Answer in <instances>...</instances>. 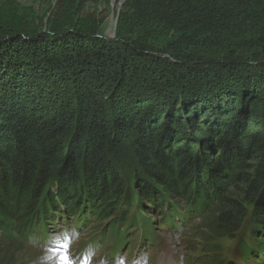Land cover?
<instances>
[{
    "label": "trees",
    "instance_id": "1",
    "mask_svg": "<svg viewBox=\"0 0 264 264\" xmlns=\"http://www.w3.org/2000/svg\"><path fill=\"white\" fill-rule=\"evenodd\" d=\"M96 1L56 0L43 28L0 0V232L44 235L53 206L76 226L114 211L105 239L120 251L134 227L152 231L139 196L172 227L173 196L202 214L240 182L264 226V0H122L112 39ZM113 139L139 166L123 206Z\"/></svg>",
    "mask_w": 264,
    "mask_h": 264
},
{
    "label": "rangeland",
    "instance_id": "2",
    "mask_svg": "<svg viewBox=\"0 0 264 264\" xmlns=\"http://www.w3.org/2000/svg\"><path fill=\"white\" fill-rule=\"evenodd\" d=\"M15 1L20 7L29 9L28 13L35 25L45 28L46 15L56 0ZM121 2L122 0H110L105 3L98 0L87 3L88 11L106 15L99 25V32L108 39L114 36ZM41 20L43 24L40 23ZM248 63L251 70L248 69L247 74L253 76L259 70V65L250 61ZM260 100L257 131L264 138V98ZM115 139L111 141L108 153L111 164H114L122 177L123 206L124 200L133 197L134 184L130 173L133 176L134 168L139 166L131 152L120 142H114ZM246 163L251 172L256 160H247ZM223 194L225 197L217 206L202 214L187 211L184 200L173 196V201L178 206L179 222L175 219L172 227L167 226L163 214L153 208L150 200L139 196L144 203V213L151 221L152 231L148 235H139V228L134 227L125 235L127 241L118 252L119 258H131L138 254L148 264H158L159 261L165 264H264V252L260 254L257 249V241H264V226L253 220L258 194L251 193L247 184L242 182L227 186ZM122 206L116 209L117 212L122 210ZM235 207L238 211L235 210L229 216L228 209L233 210ZM115 214L111 211L106 218L99 220L87 217L76 226L73 218L63 217L65 214L53 206L43 217L44 235L33 236L36 223L29 236L30 240L6 236L0 232V264H77L76 255L88 245V252L94 256V261L103 259L104 264H110L115 261L110 252L117 247L114 240L109 241L105 236L110 222L117 219ZM121 231H124V226ZM42 237L44 239L40 240ZM261 246L264 247V244ZM247 247L250 250L245 254Z\"/></svg>",
    "mask_w": 264,
    "mask_h": 264
},
{
    "label": "clouds",
    "instance_id": "3",
    "mask_svg": "<svg viewBox=\"0 0 264 264\" xmlns=\"http://www.w3.org/2000/svg\"><path fill=\"white\" fill-rule=\"evenodd\" d=\"M88 247H89V246H88ZM83 250H84V251H85V250H88V248H87V247H85V248H83ZM83 250H82V251H83Z\"/></svg>",
    "mask_w": 264,
    "mask_h": 264
},
{
    "label": "water",
    "instance_id": "4",
    "mask_svg": "<svg viewBox=\"0 0 264 264\" xmlns=\"http://www.w3.org/2000/svg\"><path fill=\"white\" fill-rule=\"evenodd\" d=\"M116 22H117V17H116L115 25H116ZM113 37H114V36H113Z\"/></svg>",
    "mask_w": 264,
    "mask_h": 264
},
{
    "label": "bare ground",
    "instance_id": "5",
    "mask_svg": "<svg viewBox=\"0 0 264 264\" xmlns=\"http://www.w3.org/2000/svg\"><path fill=\"white\" fill-rule=\"evenodd\" d=\"M175 204V203H174ZM179 213V212H178ZM163 217V216H162Z\"/></svg>",
    "mask_w": 264,
    "mask_h": 264
}]
</instances>
